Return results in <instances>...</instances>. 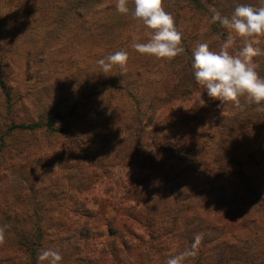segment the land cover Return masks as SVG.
<instances>
[{
    "label": "rangeland",
    "instance_id": "obj_1",
    "mask_svg": "<svg viewBox=\"0 0 264 264\" xmlns=\"http://www.w3.org/2000/svg\"><path fill=\"white\" fill-rule=\"evenodd\" d=\"M221 2H228L229 14L239 4H264V0ZM115 5L116 0H86L84 3L79 0H0V80L5 84L4 88L0 87V161L6 160L9 153L18 151L21 152L15 154L20 158L25 154L29 157L26 158L29 163L24 169L28 187L23 190L28 196L25 195L24 198L16 192L20 191L23 184L20 183V178L11 174L10 183L6 179L0 181V205L3 207L5 204L10 212H18L22 224L39 221L44 235L48 234L51 245L49 248L58 250L63 260L72 257L70 249L79 238V234H76L67 239L64 232H69L74 227H77L78 232L81 227L83 232L89 230L94 235L92 242H96L100 249L108 242L115 241L114 245L109 246L117 247L122 261L150 263L149 259H156L159 261H154L153 264H166L170 252L167 249L171 250L174 244H171L172 247L165 244L162 252L150 251L146 246L150 242L146 224L159 212L152 223L163 229L177 227L183 250L188 242L192 244L195 234L202 235L198 256L190 258L193 260L192 264H264V202L253 208L247 203L249 201L244 200L243 195L238 196V186L232 179L212 182L204 190L208 183L205 177L208 174L215 176L220 168L217 159L223 157V152L217 153L216 147V152L196 150L187 155L191 157L195 154L197 160L195 176L192 178L194 189L192 194L187 195L194 197L196 205L200 206L195 218L189 219L188 211L181 208L176 211L177 220L173 221L167 212L176 210L174 207L167 205V210L160 212L156 210L157 205L141 202L130 210L131 215L124 209L117 213L111 210L106 215L87 218L84 211L87 208H97L93 205V195H101L104 186L111 185L109 183L100 187L97 184L94 190L79 198L83 204L80 213L75 216L61 215L57 219L58 212L55 210L69 205V200L75 195V183L71 184L65 176L69 172L77 175L78 170H68L64 159L69 152L78 151L73 149L77 139L84 137L93 140L102 147L108 159L113 153L121 155V152L130 157L123 160V164H118L122 167L114 168L113 177L116 179L118 174L126 175L130 167L140 169L137 158L143 160L149 153V148L151 150L153 146L160 144L161 147L174 142L180 144L188 136L193 138L194 135L188 133L189 126L195 127L200 138L205 140L209 139L212 132H216L226 148H231L234 140L243 139L245 135L242 130L236 134L230 131L227 133L231 129L229 127L233 115L228 110L237 105L229 102L228 105H218L217 110L214 107L205 109L203 98L196 92L193 57L189 53L193 52L198 42H206L202 38H209L204 31L198 33L200 31L196 30L197 27L193 28V20L199 16V11L194 10L186 0H163L165 10L173 15L176 28L182 33L185 42L182 43V54L171 60H158L142 55L132 47L134 42H147L149 30L134 21L131 12L127 15L120 14ZM133 7L129 0V8ZM237 45L240 49L243 48L244 38L236 37L234 47ZM234 47L231 49L233 53ZM254 47L264 52V38H260ZM120 50L126 51L129 56L127 72L121 74L120 68L116 66L109 73H102L97 61ZM254 61L262 69L260 75L264 77V54L254 57ZM170 78L175 82V89L171 92L176 91L175 94L183 95L189 101H149V97L155 99L151 95L162 91L159 87L161 83ZM135 98L140 99V106L136 107ZM240 101L242 104L247 102L245 97H241ZM152 104L156 105L157 112L152 116L143 115L142 112L150 110ZM200 109L202 112L198 113ZM180 113L186 114L184 119H192L194 116L196 121L189 122V126L180 124L176 121ZM114 114L120 116L117 118ZM199 118L203 119L199 121ZM164 122L175 124L165 131L162 129ZM16 124L32 126L33 129L25 132L9 130ZM154 126L162 132L159 143H153V137L158 136V133H154ZM177 129L184 135H178ZM223 132L225 136L221 137ZM246 133L256 134L251 130ZM240 143V148L245 145ZM186 148L190 150L193 145L187 144ZM260 167L264 170V162ZM36 175H40L43 186L39 187L37 197H33L35 185L30 187L31 191L28 189L29 182L31 185L33 180L37 182ZM200 175L205 180L201 178L197 181V176ZM254 178L253 187L262 196L264 177ZM140 189L138 195L142 201L145 189ZM25 193L22 192V195ZM130 197L136 200L134 195ZM176 197L181 200L182 193H177ZM133 202L128 200L127 203L134 206ZM247 210L256 217V226L252 227L253 224L248 221L247 228H244L246 222L241 216ZM234 214L240 215L237 220L233 218ZM202 219L207 221V225L200 226ZM108 220L117 229L116 234L107 233ZM54 221H60V228L48 230ZM189 223L199 231L186 236L185 233L192 230ZM15 226L10 224V231L7 229L6 232L11 240L23 234L15 231ZM100 233L102 234L99 235ZM134 235L145 242L141 243ZM66 241L70 245L64 246ZM204 242L211 243L205 248ZM15 250V246L6 242L5 247L0 250V264H30L27 259L22 260L21 255L19 259L14 257V260H7L14 256ZM7 254L10 256L7 257Z\"/></svg>",
    "mask_w": 264,
    "mask_h": 264
},
{
    "label": "trees",
    "instance_id": "obj_2",
    "mask_svg": "<svg viewBox=\"0 0 264 264\" xmlns=\"http://www.w3.org/2000/svg\"><path fill=\"white\" fill-rule=\"evenodd\" d=\"M79 1L81 3L86 2V0ZM221 1L223 0H186V2H188V4L194 10L199 11V16L195 20H193V28L197 27L196 30L200 31L198 33L204 31L206 35L209 36V38L205 37V39H202L206 41L210 45V47H214L215 49L216 47H219L220 44L227 38L228 31L227 29L223 28L219 24V22L213 23L211 21V17L213 15L211 9L215 8L216 10L220 11L222 15H231V13L229 14L227 12L228 2ZM184 42L185 40L182 39V43ZM239 49L240 48L238 47V45L234 47L235 52ZM192 53V51L189 53L191 58L193 57V55H191ZM261 70L262 69L260 67L257 68L259 74H261ZM173 79L170 78L163 81V83H161V85L159 86L162 91L155 92V94L151 95L155 99H151V97H149L148 100L171 103L172 100L183 99L185 102H188L189 99L184 98L183 95L175 94L176 91L174 93L171 92L175 89V82L173 81ZM193 82L196 86L197 94H199V96H201V98H203L204 100V108L206 109V107H214L216 110L219 109L218 105H222L223 102L209 97L207 94V90L198 85L195 81V78ZM0 87H5V84L2 80H0ZM135 102L136 107L140 106L141 101L139 98H135ZM228 104L229 102H225L224 105ZM149 109L150 110L142 112V114L152 116V114H155L157 112L155 104H152ZM228 111L232 112L233 115L229 127L231 129L228 130L227 133H229L230 131L232 134H236L237 132H241V130L242 133H245L243 137L244 140L237 138L232 143L231 148L225 147L224 142L222 140H219L216 132H212L208 140H205L203 137L200 138V135L196 132L195 127L189 126V122H194L195 117L193 116L192 119H184V116L186 114L184 115L183 113H180L176 118V121H178V123L180 124L182 123L188 125L190 129L188 133H192L191 135H194V137L191 138L192 136H188V138L182 140L183 142L180 144L179 142H174L172 144L169 143L168 145H164L161 147H159L160 144L153 146L151 150L149 148V153L146 157L144 156L143 160H138L137 158V163L141 166L140 169H133L132 167H130L129 171H126V175L118 174L116 179L113 177L114 168H116V166L122 167L118 164H123V160H125L126 158L130 159V157L126 155V153L121 152V155L113 153L112 157L108 159V157L104 155L102 147H99V145L93 140H89V138L87 139L84 137H82L81 139H77V141H75L76 145L74 144L73 149L76 148L78 151L69 152L68 156L65 158L69 159L68 162L64 159V163L67 165L66 168L68 170H78L77 175L75 173L69 172L67 176H65L69 178V182L71 184L75 183L76 191L75 195H73V198L69 200V205H63L58 209V211L55 210V212H58L57 219L58 217L60 218L61 215L65 216L66 214H69L71 216H75L76 214L80 213L83 204L79 198L86 195V193L94 190L97 184H99L100 187L103 184L109 183H111V185L104 186L105 188L100 192L101 195H93L95 197L93 205L97 208H87L84 211V215H86L87 218L91 219L95 216L97 217L99 215H106L111 210L117 213L123 211L124 209H127V211L125 210L126 213L131 215L132 213L130 212V210L137 206L139 202L143 204L149 203L148 205H157L156 210H160V212L163 209H165L163 210L165 212L167 210L165 206L167 205H169L170 207H174L176 210L171 209L167 212L172 216L173 221L177 220L178 214H176V211L181 208L182 210L188 211V213L190 214L189 219L195 218L198 214L197 212L199 211L200 206L196 205V199L194 197L187 195L188 193L192 194V190L194 189L192 178L195 176L197 160L195 154L191 157H187V155L189 152L195 153L196 150H198V152H206L208 150L210 152H216L215 147L217 148V153L223 152V157L217 159L220 162V168L217 170L218 173L215 176L208 174L205 177L208 183L205 185L204 190H206L212 184V182L232 179L238 186V196L243 195L244 200L249 201L247 203L252 205L253 208H256L258 204H260L262 201L264 202V193L262 196L258 195V191L253 187V181L255 180L254 177H264V170L260 167L261 163L264 162V140L262 139L264 138V110H260V106L258 105L248 102H244L242 104L240 101L239 106L229 108ZM201 112L202 110L200 109L198 113ZM113 116H115V114ZM119 116L120 114H117L115 117L118 118ZM133 118L137 119L138 117L133 116ZM201 119L203 118H199V121ZM164 123L165 124H163L162 129L164 128L163 130L165 131L173 128L171 126L175 124L171 122ZM154 128L156 129L154 130V133H158V136L153 137V143H159L160 141L158 140L162 132L157 130L156 126H154ZM32 129V126L16 124L9 130H20L22 132H25L31 131ZM250 130L256 134L252 135L246 133ZM220 131H222V128ZM176 132H178V135L180 136L184 135L178 129ZM221 135V137H224V132L221 133ZM247 141H250L251 143H246ZM240 142L245 144L241 148ZM187 144H192L193 148L188 150L186 148ZM20 152L21 151L15 153L18 154ZM15 153H9L6 160L0 161V181L2 179H6V182L10 183L11 174H13V176H16L18 179L20 178V183L23 184V186L19 188V192H16L20 196L26 198L28 195H26L23 190L28 187V185L26 181L27 175L24 172V169L25 165L29 163L27 162L26 158L29 157L25 154L24 157L20 158ZM6 173L7 175L5 176L4 174ZM51 177L54 178L53 175H51ZM35 178L37 182L33 180L32 185L31 182H29L28 189L29 191H31L30 187L35 185L33 187V197H37L36 193L43 186L42 180H40V175H36ZM201 178L205 180L203 175L197 176L196 180L199 181ZM251 178H253V180H251ZM140 188L145 189L142 201L140 195H138V192L141 191ZM22 192L25 193L24 196L22 195ZM177 193H182L183 197L181 200L177 199ZM131 195H134L136 197V200L135 198L130 197ZM128 200L134 201V206L131 205V203H127ZM167 200H169V203H166ZM1 205L0 226H2L4 223V225L8 226L7 229L9 232L10 224H15V231L18 230V232L23 233L15 240H11L10 237L6 236V242H8L9 245L16 247V250L13 254L14 256L7 258V260H14V257L15 259H19V255H21L22 260L27 259L30 264H37V255L39 250L41 248H49L51 246L49 244L50 242L48 239V234L44 235V229L39 221L22 224L19 219L20 215L18 212H10L8 210V207H5V204L3 205V207ZM35 206L36 204L33 205V207ZM158 213L155 214V217L153 215V218L150 219V223L146 224L148 239L150 240V242L146 245L148 249L150 251L156 250V252H158L159 250V252H162L164 250L163 246L165 244H170L171 247V244H174V247H172L171 250L167 249V251H170L168 252L169 258L170 256L177 255L183 252L185 249L190 248L191 244L190 242H188V246H186V248L183 250L182 244L180 243V240L178 238L180 233L177 227L173 229H163L160 225L152 223L156 219ZM201 216L204 217V214L201 213ZM239 216V214H234L233 218L237 220ZM241 217H243L242 220L246 222L244 228H247L246 225H248V221H250V224H253L252 227L256 226L258 223L255 221L256 217L253 214L251 215L250 210H247L246 213H244ZM206 222L207 221L205 219H202L200 226L207 225ZM189 225L190 229L192 230L187 231L185 233L186 236H191L192 234H194V232L196 233L197 231H199L198 228L193 226V224L189 223ZM60 226V221H54L53 224L50 225L48 230H54V228H60ZM79 226L80 224H78V228ZM106 226L108 227L107 233L109 235L116 234L118 232L110 220H108ZM76 229L77 227H74L73 229H70L69 232L67 230L64 232L67 235V239H71L72 237H75L76 234H79V238L76 239L74 245L70 249L72 257H67L65 260H63L62 262L64 264H153L154 261H159L156 259H149V261H151L150 263L138 260H134L132 261V263L131 261H122L118 256L117 247L115 246L114 248H110L109 246L111 244L114 245L115 241L108 242L105 247L100 249L96 242H92L95 237L94 235H91L89 230L83 232V229L80 227V231L77 232ZM101 234L102 233H100L99 235ZM128 234L132 235L131 232H128ZM134 237L138 238L137 235H134ZM138 240L141 241V243L145 242L141 238H138ZM192 242L193 241L191 240V243ZM210 243L211 242H204L203 247L207 248ZM5 244L0 245V250L5 247ZM175 244H177V246ZM66 245H70L69 241H66V244L64 246ZM125 252L127 253V249L125 250ZM8 256L10 255L7 254V257ZM1 257L2 256H0V261L2 259ZM161 261H163V259ZM192 261L193 260L188 258L185 261V264H192Z\"/></svg>",
    "mask_w": 264,
    "mask_h": 264
},
{
    "label": "clouds",
    "instance_id": "obj_3",
    "mask_svg": "<svg viewBox=\"0 0 264 264\" xmlns=\"http://www.w3.org/2000/svg\"><path fill=\"white\" fill-rule=\"evenodd\" d=\"M116 0V11L131 17L138 24L149 30L147 42H134L132 47L142 55L156 59L171 60L184 52L182 33L177 30L174 17L163 6V0ZM211 21L227 29V38L214 50L207 42H198L193 49L194 78L198 85L207 90L209 97L221 102H233L240 105V98L248 103L260 106L264 110V77L257 68L254 57L264 54L254 47L264 38V4L253 6L239 4L230 16L222 15L215 8L211 9ZM236 37L244 38L243 48L235 53L231 51ZM128 53L120 50L97 61L102 73L107 74L116 66L121 74L127 72ZM7 225L0 226V245L6 243ZM202 235L194 236L190 248L170 256L166 264H185L188 258L198 255ZM62 254L53 248H41L37 255V264H62Z\"/></svg>",
    "mask_w": 264,
    "mask_h": 264
}]
</instances>
